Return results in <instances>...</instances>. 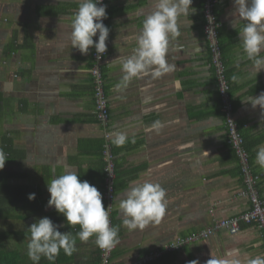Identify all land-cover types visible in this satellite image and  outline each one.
<instances>
[{
    "label": "crops",
    "instance_id": "1",
    "mask_svg": "<svg viewBox=\"0 0 264 264\" xmlns=\"http://www.w3.org/2000/svg\"><path fill=\"white\" fill-rule=\"evenodd\" d=\"M106 6L109 37L100 69L115 166L110 226L119 227L111 263H138L154 252L162 253L142 264H207L210 259L215 264L229 260L248 264L264 258V233L248 224H241L236 235L220 232L164 249L250 206L239 195L244 178L226 141L204 34L203 0H193L191 25L186 27L189 21L181 17L179 35L171 38L168 62L173 70L160 78L133 79L121 89L116 88L124 75L120 58L137 46L143 20L154 10L153 0H106ZM78 7L79 0H0V150L10 151L9 162L0 169L1 191L3 185L9 186L10 199L0 205V261L8 255L6 264H35L27 256L28 228L45 216L65 225L60 231L76 238V251L67 256L61 250L55 261L42 257L38 264L100 261L102 249L95 236L81 242L76 237L79 225L67 226L61 214L47 207V184L65 171L77 173L104 197L105 130L97 121L96 82L90 72L94 47L82 55L70 39ZM216 17L236 124L251 172L258 177L256 193L264 203V168L255 162L264 146V109L246 102L264 92V69L256 76L253 62L242 52L238 31L245 22H236L234 0H219ZM155 121L164 126L153 129ZM116 132L126 134L123 146L113 143ZM132 181L159 183L166 190L167 207L158 223L129 231L118 205ZM31 193L34 200L28 198Z\"/></svg>",
    "mask_w": 264,
    "mask_h": 264
},
{
    "label": "clouds",
    "instance_id": "2",
    "mask_svg": "<svg viewBox=\"0 0 264 264\" xmlns=\"http://www.w3.org/2000/svg\"><path fill=\"white\" fill-rule=\"evenodd\" d=\"M193 0H153V11L143 20L142 28L136 37L137 46L132 54L120 58L122 83L117 89L126 87L133 79L146 76L160 78L173 70L168 62L169 45L172 37L179 35L180 18L188 19ZM236 22L243 20L244 26L238 31L242 41V52L253 62L255 74L264 69V0H234ZM106 5L103 0H79V7L71 21V45L82 55H87L94 47L97 59L107 51L109 28L103 23L107 18ZM98 39L94 40V37ZM252 107L264 109V92L259 96H250L246 100ZM164 125L155 121L151 126L159 130ZM116 146H123L127 141L125 133L116 132L112 137ZM134 142V141H133ZM205 154H207L205 152ZM208 155V154H207ZM6 159L0 150V169H3ZM255 162L264 168V146L259 147ZM50 198L47 207L54 208L61 214L67 226L79 225L80 231L76 237L81 242H87L95 236V244L100 249H111L119 242V227L110 226L109 206L106 208L102 193L89 181L79 179L75 172L65 171L62 175L47 184ZM29 200L35 199V193L29 194ZM119 209L124 215L123 225L129 231L143 229L151 222H159L165 215L167 200L166 190L159 184L150 181L143 183L132 181L127 190L126 198L120 200ZM64 224H56L49 217L37 219L28 228L30 240L27 244V256L38 264L41 258L55 261L61 250L67 256L76 251V238L67 231L61 232ZM207 264H215L210 259ZM223 264H238L234 260ZM248 264H264V258L250 259Z\"/></svg>",
    "mask_w": 264,
    "mask_h": 264
},
{
    "label": "built area",
    "instance_id": "3",
    "mask_svg": "<svg viewBox=\"0 0 264 264\" xmlns=\"http://www.w3.org/2000/svg\"><path fill=\"white\" fill-rule=\"evenodd\" d=\"M103 4L106 5V0H103ZM219 0H203V17H204V34L208 42V47L211 56V65L214 70L216 85L221 98L222 112L224 114L225 125L227 127V144L234 151L235 155L240 161L241 170L243 174L244 189L239 193L240 197L248 200L250 206L248 210L238 216L232 218H224L216 220L212 227H208L200 232L196 237L190 236L186 238L178 239L174 244L165 246V250H170L172 247L184 246L191 243L195 238L204 239L210 238L213 235L225 232L230 235H236L241 231V224L255 225V227L264 233V203L259 199L255 185L258 181V177L252 174L249 164V156L244 148V141L236 124L235 110L230 95V85L227 80V69L221 57V51L219 46V22L216 17L215 11L218 8ZM105 24V19L103 20ZM98 39L94 37V40ZM107 55L102 54L100 59H97L95 48H93L92 57L94 59V67L90 71L96 82V117L98 124L105 130L104 132V202L105 207L109 206V220L112 224L111 212L115 202V166L113 161V155L111 153V147L109 143L110 134L107 131L108 123L110 121V113L108 107V98L104 92V81L102 79L100 66L104 62ZM115 246L111 249H102L100 253L99 264H112L111 256ZM162 252H154L150 256L143 258L138 263L142 264L151 259L157 258ZM129 264V263H123Z\"/></svg>",
    "mask_w": 264,
    "mask_h": 264
},
{
    "label": "trees",
    "instance_id": "4",
    "mask_svg": "<svg viewBox=\"0 0 264 264\" xmlns=\"http://www.w3.org/2000/svg\"><path fill=\"white\" fill-rule=\"evenodd\" d=\"M215 14H216V11H215ZM219 46H220V41H219ZM220 51H221V57L223 59V62H224V58H223V54H222V49H221V46H220ZM93 58V57H92ZM225 64V62H224ZM226 66V65H225ZM227 69V67H225ZM227 75V74H226ZM227 80H228V77H227ZM229 82V80H228ZM229 85H230V82H229ZM230 91H231V86H230ZM226 127V125H225ZM226 135H227V127H226ZM234 152V151H233ZM3 153L5 154V159H6V162H9L10 160V151H9V148L6 147L4 150H3ZM235 154V153H234ZM236 156V155H235ZM237 158V156H236ZM238 162H239V166H240V171H241V174H242V170H241V164H240V161L239 159L237 158ZM243 176V175H242ZM19 202V201H18ZM10 203V199H9V186H5L3 185V190L1 191V187H0V205H3V204H9ZM20 203V202H19ZM18 204V203H16ZM4 261H0V264H6L8 260V255H4L3 258H2Z\"/></svg>",
    "mask_w": 264,
    "mask_h": 264
},
{
    "label": "rangeland",
    "instance_id": "5",
    "mask_svg": "<svg viewBox=\"0 0 264 264\" xmlns=\"http://www.w3.org/2000/svg\"><path fill=\"white\" fill-rule=\"evenodd\" d=\"M236 117V116H235ZM109 124V123H108Z\"/></svg>",
    "mask_w": 264,
    "mask_h": 264
}]
</instances>
